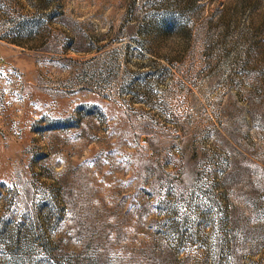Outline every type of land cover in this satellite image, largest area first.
Listing matches in <instances>:
<instances>
[{"label":"rangeland","instance_id":"1","mask_svg":"<svg viewBox=\"0 0 264 264\" xmlns=\"http://www.w3.org/2000/svg\"><path fill=\"white\" fill-rule=\"evenodd\" d=\"M0 264H264V0H0Z\"/></svg>","mask_w":264,"mask_h":264}]
</instances>
